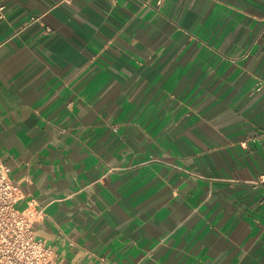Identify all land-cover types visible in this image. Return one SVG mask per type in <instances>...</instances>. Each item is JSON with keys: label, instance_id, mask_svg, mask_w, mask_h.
<instances>
[{"label": "crops", "instance_id": "crops-1", "mask_svg": "<svg viewBox=\"0 0 264 264\" xmlns=\"http://www.w3.org/2000/svg\"><path fill=\"white\" fill-rule=\"evenodd\" d=\"M0 5V159L9 175L31 163L32 176L46 174L62 195L106 167L127 169L96 185L85 211L55 206L70 239L106 264H264V186L251 185L264 173V0ZM209 191L212 202L176 230ZM77 199L88 204V193ZM32 229L43 238L44 225Z\"/></svg>", "mask_w": 264, "mask_h": 264}, {"label": "clouds", "instance_id": "clouds-1", "mask_svg": "<svg viewBox=\"0 0 264 264\" xmlns=\"http://www.w3.org/2000/svg\"><path fill=\"white\" fill-rule=\"evenodd\" d=\"M71 3V0H68ZM162 3L163 0H160ZM2 18V17H0ZM71 105L69 108L71 109ZM112 133L119 136L120 126H113L109 124ZM87 131V129H85ZM54 143H59L54 140ZM242 147H247L242 145ZM95 155V153H93ZM28 172L19 176L18 178L13 179L9 173L12 171L10 168L5 166L3 159H0V193H3L7 196L13 204H20V210L18 212L19 216H22L23 219L15 221V228L20 232H23L25 228H31L33 223H38L45 226V229H40L36 233V236L42 234L43 238L40 241L34 242L35 237L32 241H25L21 245L20 249L16 250V255L20 260L27 259V264H32V261H35V264H66L69 251H73L75 254L71 260V264H96V261H99V264H106L105 260H101L94 252L89 250L87 242L84 245H80L76 240H72L69 237L68 232L65 231V227H62L58 223L56 218L55 206H64L69 201H72L76 207L79 208L81 212L85 211L89 204L93 203L91 197L95 194V186L103 183V181L114 174L120 172H125V168H116L115 166L106 167L104 173L100 176L99 180L93 181L92 183L87 184L83 188H79L78 191L68 192L65 191L62 195L56 194V189H49L47 185V176H38L34 177L31 174L32 164L29 163ZM184 174L191 176L192 173L184 170ZM68 182H73L79 184V177L75 172H72L67 177ZM22 186L34 187L39 191V195H36L34 192H27L23 190ZM168 187H172L168 185ZM88 193V204L82 205V202L77 199V197L83 193ZM171 197L173 200L181 201V189L172 188ZM47 201V203H42ZM212 202V193L209 191L207 197L204 201L198 202L196 205L192 206V210L189 216L182 222L177 224V229L183 228L184 223L187 220L191 219L192 216L199 215L201 211L205 208L206 204ZM72 211L69 210L67 215L72 216ZM51 226L55 229V232L48 231V226ZM2 227V225H0ZM72 232L75 233V228L72 229ZM11 235H15V231L9 228V231L0 232V245H7V250L9 252L13 251L15 244L19 243V238L12 244H9V239ZM175 235V231L167 232L166 235L162 236L157 242L153 251L160 248L161 246L167 247L168 241L172 239ZM31 247L34 249L30 257L24 255V249ZM49 249L50 251H45ZM4 251L3 248H0V253ZM152 253L150 252L146 259H151ZM7 258H0V264H6Z\"/></svg>", "mask_w": 264, "mask_h": 264}, {"label": "built area", "instance_id": "built-area-1", "mask_svg": "<svg viewBox=\"0 0 264 264\" xmlns=\"http://www.w3.org/2000/svg\"><path fill=\"white\" fill-rule=\"evenodd\" d=\"M160 1V0H159ZM4 5H0V17L3 16L2 11H3ZM34 18H32L33 20ZM51 31V28L49 26H44L43 28V33L47 34ZM256 89H259V86L256 87ZM251 185L254 187L258 186H264V173L258 175V177L251 181ZM16 205L13 204L11 200L7 198V196L3 193H0V232L3 231H9V228L15 231V235H11L8 237L9 239V244L14 243L17 241L19 238V243L15 244V248L13 251L9 252L7 250V245H0V248H3L4 251L0 253V258H7L6 264H27V259L25 260H20L17 255H16V250L20 249L21 245L24 244L25 241H32L34 234H33V229L31 228H25L23 232H20L18 229L15 228V221H19L23 219L22 216L18 215V212L20 209L15 207ZM40 240L35 238L34 242H39ZM32 251L31 247H28L24 249V255L26 257H30ZM45 251H50L49 249H45ZM32 264H35V261H32Z\"/></svg>", "mask_w": 264, "mask_h": 264}, {"label": "rangeland", "instance_id": "rangeland-1", "mask_svg": "<svg viewBox=\"0 0 264 264\" xmlns=\"http://www.w3.org/2000/svg\"><path fill=\"white\" fill-rule=\"evenodd\" d=\"M16 208H18L17 206H15ZM18 209H20V208H18Z\"/></svg>", "mask_w": 264, "mask_h": 264}]
</instances>
